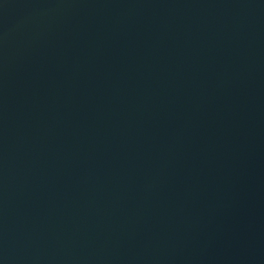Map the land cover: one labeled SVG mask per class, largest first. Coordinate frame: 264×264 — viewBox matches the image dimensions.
I'll return each instance as SVG.
<instances>
[{
	"label": "water",
	"instance_id": "water-1",
	"mask_svg": "<svg viewBox=\"0 0 264 264\" xmlns=\"http://www.w3.org/2000/svg\"><path fill=\"white\" fill-rule=\"evenodd\" d=\"M0 264H264V0H0Z\"/></svg>",
	"mask_w": 264,
	"mask_h": 264
}]
</instances>
